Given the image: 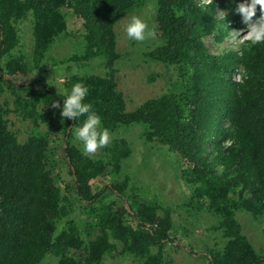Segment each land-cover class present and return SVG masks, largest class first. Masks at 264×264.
<instances>
[{
  "label": "trees",
  "instance_id": "obj_1",
  "mask_svg": "<svg viewBox=\"0 0 264 264\" xmlns=\"http://www.w3.org/2000/svg\"><path fill=\"white\" fill-rule=\"evenodd\" d=\"M156 1L152 32L161 43L147 56L167 71L173 67L174 78L165 92L128 110L115 80L116 25L146 0H0V264H50V256L56 264H104L116 254L139 264H174L163 252L166 244L205 256L209 264H264V253L236 218L239 210L264 217V45L239 42L219 53L207 46L206 38L222 45L229 30L243 27L229 0ZM28 16L34 23L31 61L15 53L21 43L17 25ZM73 16L82 21L83 40L80 52L61 63L65 86L83 80L86 101L110 133L142 127L145 143L181 169L191 191L183 205L196 204L219 219L211 229L222 232V248L180 245L174 209L131 189V177L93 191V179L121 174L131 144L117 138L104 155H82L71 135L75 120L61 123L49 104L60 98L46 84L42 66ZM95 59L109 69L106 75L85 69ZM240 66L238 81L234 71ZM30 70L36 80L18 81ZM19 118L32 122L25 141L13 130ZM58 143L71 174L70 192L59 181Z\"/></svg>",
  "mask_w": 264,
  "mask_h": 264
},
{
  "label": "rangeland",
  "instance_id": "obj_2",
  "mask_svg": "<svg viewBox=\"0 0 264 264\" xmlns=\"http://www.w3.org/2000/svg\"><path fill=\"white\" fill-rule=\"evenodd\" d=\"M199 1L207 2L209 0ZM156 11L157 1L146 0L142 7L121 18L116 25L117 50L120 52V59L116 63L115 80L118 83V88L124 93L128 110H134L149 98L165 92L169 87L170 80L174 78L175 71L173 67H169V71H167L164 63L152 60L147 56L149 51L161 43L160 37L153 33L151 37L146 38L144 41L136 42L130 40L124 31L130 15L139 16L147 25L146 31H152ZM68 21V33L61 36L52 45L42 66L43 69H48V79L52 78L54 69L57 66H61L62 62L71 59L74 54L79 53L81 50L83 36L80 28L82 21L76 16L68 17ZM17 26L21 43L15 53L20 52L31 61L34 43L33 19L28 16L25 20L19 22ZM243 34L241 33V35ZM234 35L235 33L233 36L229 35L222 45L217 44L211 37H208L206 38V44L213 52L219 53L223 47L238 46L237 43L240 39L233 38ZM95 60V64H92L93 67L89 63L85 69L90 70L91 73L106 75L109 69L101 63V66H97L96 64H99L101 60ZM63 72L65 77L66 71L63 70ZM37 78L38 75L32 70L17 77L18 81H31ZM65 81L66 79L64 83ZM48 128L46 124H41L43 131H48ZM141 128V126L124 127L116 133H110L107 145H110L117 138H126L131 144V154L124 161L123 170L117 178L105 172L99 178L93 179L91 181L93 191L97 192L105 185L112 182H121L126 177H131L129 181L131 189L134 186L138 187L140 191L142 189V193L151 195L154 200L163 206L174 209L176 236L180 245L184 247L192 246L196 250L205 245H210L211 248H222L225 244L222 232L211 229L219 219L206 209L198 210L196 204L192 206L183 205L188 203L191 191L183 179L181 169L172 160L166 159L160 151L145 143L141 138ZM13 130H17L20 140L25 141L32 131V122L19 118L13 126ZM56 135H54V138L57 140ZM58 144L59 181L62 191L70 192L66 185L71 182V174L67 163L62 159L63 148L61 143ZM107 145L98 148L90 155H104L103 151ZM79 147L81 148L80 145ZM79 214L82 218L88 219L84 211H79ZM236 218L241 222L243 232L249 237L256 249L264 253V217L254 218L249 212L239 210L236 212ZM163 252L166 253V258L171 255L174 264H209V260L205 256H192L187 250L171 247L169 244L165 245ZM46 261L50 264H56L57 258L50 256ZM104 264H139V261L130 255L121 256L116 254L106 257Z\"/></svg>",
  "mask_w": 264,
  "mask_h": 264
},
{
  "label": "clouds",
  "instance_id": "obj_3",
  "mask_svg": "<svg viewBox=\"0 0 264 264\" xmlns=\"http://www.w3.org/2000/svg\"><path fill=\"white\" fill-rule=\"evenodd\" d=\"M229 3L232 5V13L239 16V22L243 26L239 30H229L230 36L235 33L233 38L240 39L237 45L239 42H245L248 48L264 45V0H229ZM220 15L224 18V11H220ZM146 29V23L137 15H130L124 27L126 36L136 42L153 35L152 31ZM242 70L240 66L234 71V78L238 81L241 80ZM64 80L63 66H57L54 75L46 80V84L54 86L55 95L60 100L52 98L49 104L53 109H58L61 123L63 118L75 120V126L70 129L71 135L74 143L81 146L82 155L86 156L108 144L110 130L103 124L92 103L86 101L89 88L83 80L77 79L68 86H65Z\"/></svg>",
  "mask_w": 264,
  "mask_h": 264
}]
</instances>
